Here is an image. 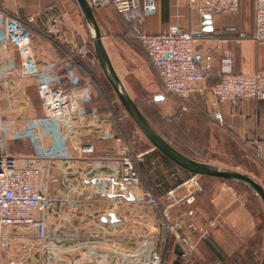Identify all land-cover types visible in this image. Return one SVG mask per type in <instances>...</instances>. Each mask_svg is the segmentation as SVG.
I'll use <instances>...</instances> for the list:
<instances>
[{"label":"crops","instance_id":"1","mask_svg":"<svg viewBox=\"0 0 264 264\" xmlns=\"http://www.w3.org/2000/svg\"><path fill=\"white\" fill-rule=\"evenodd\" d=\"M64 1L67 2L0 0V7L15 19L34 18L33 46L20 36L10 37L7 46H0V72L9 78L7 84L0 85L2 114L14 129L21 128L29 117L43 114L44 105L53 100L56 88L54 82L41 81L44 88L41 95L37 90L39 80L25 74L51 60L64 58L66 49L73 50L84 41L74 14L72 21L63 11ZM154 2L153 11L143 12V25L126 20L112 6L96 9L104 31L115 36L114 43L134 76L143 84L154 83V87L157 86L154 92L164 91L161 77L149 64L143 46L136 41L133 44L128 41L141 30L161 35L176 24L194 35L197 50L212 52L214 70L220 69L225 52L230 53L232 70L236 73L264 70V45L254 39L256 0H240L237 13L204 14L191 10L188 0ZM206 14L211 15L210 19L204 18ZM15 26V20L0 14V39L6 29H14ZM38 29L45 31L51 39H45ZM218 44L221 46L217 47ZM84 65L91 69L96 63L88 57ZM127 65L126 69H129ZM81 73L86 82L90 81L85 72ZM217 81V76H214L191 83V88L203 86L207 90L204 93L192 90L187 101L174 94H165L157 99L163 101L169 111L165 119H176L184 125L179 129L176 125L165 129L190 149L219 164H244L248 168L244 171L252 173L264 186V100L239 98L235 103L218 102L209 91ZM62 89L67 98L66 107L76 105L96 108L100 112L96 117L97 125L87 124L79 129L80 139L92 143L94 153L80 155L69 151V159L61 158L49 172H44L41 179L47 182L52 196L67 199L55 204L48 218V224L51 219L57 223V231L50 232L60 238L64 261H101L106 264H115L122 259L142 261L145 258L137 250L141 240L150 236L159 238L157 248L163 253V264H248L259 255L257 218L247 197L206 178L203 190L195 193L192 201L181 200L170 209L172 225L189 218L198 225H204L216 218L209 237L204 240H200L198 232L186 224L179 226V233L197 244L193 255L184 254V245L177 235L167 232L164 227L162 209L168 203L167 191L186 181L190 172L164 156L140 134L134 141L141 178L137 191L141 196L146 191L152 192L159 199L160 206L135 201L133 194L124 190L125 201L115 206L100 196L94 181L119 173L120 161L116 156L114 136L122 133V129L125 133L126 129L117 123L116 117L109 116V101L100 95L94 82L87 89L92 97L90 102L81 100L84 89L72 87L69 81L63 83ZM214 110L222 113L223 122L214 118ZM47 130L53 133L47 138V145L61 143L56 126H48ZM35 144L33 137L24 132L8 140L9 152L22 159L36 153ZM258 149L261 150L260 158H256ZM102 182L108 185L106 180L102 179ZM115 191L118 193L119 188ZM185 194L184 186L176 191L179 198ZM191 209L194 212L188 216ZM112 212L117 217L114 222L109 216ZM112 243L122 248V255L112 248ZM29 245L30 240L22 234H18L15 240L11 236L0 247V264H9L10 261L41 264L40 250L33 247L29 251ZM91 249L96 253H90Z\"/></svg>","mask_w":264,"mask_h":264},{"label":"built area","instance_id":"2","mask_svg":"<svg viewBox=\"0 0 264 264\" xmlns=\"http://www.w3.org/2000/svg\"><path fill=\"white\" fill-rule=\"evenodd\" d=\"M88 3L95 14L98 7L112 6L126 20L135 21L139 25L144 24L143 12L155 9L154 0H88ZM188 3L191 10L201 14L237 13L240 6V0H188ZM0 14L16 21L14 29L5 30L0 39V46H7L9 38L13 36H20L33 46V29L30 27L34 21L33 17L15 19L1 7ZM41 34L45 39H51L46 33ZM103 37L111 43L109 55L120 59L119 50L114 43L115 36L104 31ZM131 38L143 46L148 55L149 64L157 70L162 79L164 91L157 94L156 99L163 98L165 94H174L187 101L192 90L200 93L207 90V87L203 86L191 88V83L217 76L218 81L211 86L209 91L218 102L235 103L239 98L264 100V70L252 73L234 72L229 52L223 55L220 69L214 70L212 52L197 50L194 35L179 25H171L167 32L161 35H151L141 30ZM254 39L264 45V0H256ZM220 46L218 44L217 47ZM65 51L64 58L51 60L25 74L39 80L37 90L41 95L44 93L41 81L51 79L56 84L53 100L44 105L43 114L29 117L21 128L14 129L2 114L0 100V247L11 236L15 240L18 234H22L24 238L30 240L29 251H32L33 247H38L40 250L41 264H106L101 261H64L62 259L63 247L59 244L60 238L49 230L48 218L54 211L55 204H60L67 199L52 196L48 191L47 182L41 180L42 176L45 171L49 172L61 158L69 159V151L80 155L94 153L93 144L80 139L79 129L87 124L97 125L96 117L100 115L96 108H80L76 105L66 107L67 98L62 89L63 83L69 81L72 87L85 90H82L81 100L84 102L92 100L87 89L92 86L95 75L90 68L84 65V60L88 57L98 63L92 53L91 41L84 38V41L75 49ZM120 62L126 69L122 60ZM81 72H85L90 81L86 82ZM95 79L101 85L100 81ZM8 81L9 78L0 72V85L7 84ZM109 106V116L116 117L120 125L121 117L116 114L113 102L109 101ZM213 116L216 120L223 122L222 113L219 110H214ZM48 126L58 128V134L62 138L61 143L47 145V138L53 136V133L47 130ZM23 132L32 136L36 143V153L24 159L12 155L8 148L9 138L19 136ZM121 132L114 136L117 143L116 156L120 161L119 173L95 180V188L99 195L106 197L113 206L125 201L123 190L133 194L135 201L160 206L159 199L152 192L146 191L143 196L138 193L137 188L141 182L137 168L139 156L132 148L123 129ZM260 157L261 150L258 149L256 158ZM102 179L106 180L108 185H103ZM203 184L202 175L190 173L186 181L167 191L168 203L162 209L165 218L164 227L167 232L177 235L184 245V254L187 256L193 255L197 244L187 236L180 234L179 226L182 223L186 224L191 230L198 232L200 240H204L209 237L216 218L208 220L204 225H198L190 218L172 225L169 219L170 209L181 200L192 201L194 194L203 190ZM183 186L186 188V194L179 198L176 191ZM116 188H119L118 193L115 191ZM193 212L191 209L187 215L191 216ZM158 240L159 238L154 236L141 240L137 252L145 258L144 260L131 262L122 259L115 264H163V253L157 248ZM112 248L119 255L123 254L122 248L118 245L112 243ZM90 253L95 254L96 250L91 249ZM9 264L19 263L10 261Z\"/></svg>","mask_w":264,"mask_h":264},{"label":"water","instance_id":"3","mask_svg":"<svg viewBox=\"0 0 264 264\" xmlns=\"http://www.w3.org/2000/svg\"><path fill=\"white\" fill-rule=\"evenodd\" d=\"M67 3L84 37L91 41L92 53L108 84L141 136L188 172L202 175L247 197L257 218L259 247V255L248 264H264V186L260 180L250 172L219 164L200 155L171 135L151 114L130 80L125 78L120 60L109 55L111 43L103 37L104 29L88 0H67ZM210 17V14L204 15V18ZM109 216L112 222L117 220L115 213L112 212Z\"/></svg>","mask_w":264,"mask_h":264},{"label":"rangeland","instance_id":"4","mask_svg":"<svg viewBox=\"0 0 264 264\" xmlns=\"http://www.w3.org/2000/svg\"><path fill=\"white\" fill-rule=\"evenodd\" d=\"M64 9V13H66V16H68L70 18V20H74L73 16H72V12L70 10V6L67 2L64 1V5H63ZM130 42H132V44L135 42L134 39L129 38ZM117 47V46H116ZM118 48V47H117ZM119 50V49H118ZM120 53V50H119ZM113 56V55H112ZM115 58V57H112ZM119 59V58H117ZM120 61L124 60L123 55L120 53ZM125 61V60H124ZM124 64V62H123ZM125 66L127 65L126 61H125ZM127 67L129 68V66L127 65ZM124 69V75L125 78H128L131 82V84L135 87V89L137 90V92L139 93L141 99L143 100L144 104L147 106V108L149 109V111L151 112V114L155 117V119L166 129H169V127H178L177 129L181 128L182 124L180 123V121L176 120V119H165L164 116H166L167 114H169L168 109L165 107V105L163 104L164 102H160L159 100H157L155 98V96L157 94H159L158 91L154 92L155 89L157 88L154 87V83L151 84H143L139 78H136V76H134V72L131 68L129 69ZM91 71L94 73L95 78H97L101 85L98 84L96 82V79H93L94 85L96 86L97 91L100 93V95H102L104 97V99H108V101L113 102L114 104V109L116 111V114H118L119 117H121V121L120 124L122 125V128H124V130L126 131V137L129 140L132 148L134 149L135 147V143L134 141L137 140V136L140 134L139 131L136 129V127L134 126L132 120L129 118V116L127 115V113L125 112V110L123 109L121 103L119 102L118 98L116 97L114 91L112 90V88L110 87V85L108 84L104 73L102 71V68L98 63H96V65H94L91 68ZM49 81L52 82L51 79H49ZM110 109V106H109ZM184 110L182 109V112ZM184 126V125H183ZM182 126V127H183ZM141 135V134H140ZM144 139V138H143ZM145 140V139H144ZM240 165V166H239ZM242 164V163H237L234 165H227L229 167H233L238 169L237 167H241L239 168V170H247L248 168H246V166ZM51 222L49 223V230L50 231H57V223L55 221V219H51Z\"/></svg>","mask_w":264,"mask_h":264},{"label":"trees","instance_id":"5","mask_svg":"<svg viewBox=\"0 0 264 264\" xmlns=\"http://www.w3.org/2000/svg\"><path fill=\"white\" fill-rule=\"evenodd\" d=\"M30 27L33 29V30H35V28L33 27V24H30ZM37 30V29H36ZM38 31H40L41 33H46L45 31H42V30H40V29H38Z\"/></svg>","mask_w":264,"mask_h":264}]
</instances>
